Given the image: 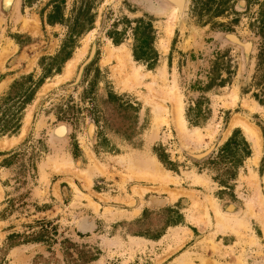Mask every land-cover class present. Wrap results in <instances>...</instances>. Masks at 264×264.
I'll return each mask as SVG.
<instances>
[{"label": "rangeland", "instance_id": "rangeland-1", "mask_svg": "<svg viewBox=\"0 0 264 264\" xmlns=\"http://www.w3.org/2000/svg\"><path fill=\"white\" fill-rule=\"evenodd\" d=\"M152 1L160 11L0 0V264H264V0H187L183 14ZM227 33L253 43L249 60ZM122 49L121 64L110 53ZM135 68L141 82L127 84ZM166 83L187 127L217 130L212 139L180 135ZM158 102L169 120L159 127ZM236 116L258 127L260 146L231 126ZM149 158L173 181L121 161ZM94 162L105 173L88 186ZM210 199L243 231H217Z\"/></svg>", "mask_w": 264, "mask_h": 264}, {"label": "bare ground", "instance_id": "bare-ground-1", "mask_svg": "<svg viewBox=\"0 0 264 264\" xmlns=\"http://www.w3.org/2000/svg\"><path fill=\"white\" fill-rule=\"evenodd\" d=\"M167 2L170 3L169 5L172 4L174 8H177L178 11H179V13H182L183 14V11H182L183 9L182 8H184V6H185V0H180L178 2H176L175 0H167ZM164 3H166V2L164 1ZM7 4L9 5L11 3H6V0H4V5H7ZM162 5H164V4H162ZM171 18H173V15H172ZM27 25H28V23H27ZM172 26H174V25H172ZM30 28H31V26H30ZM168 33L169 32H167V34ZM169 36H170V33H169L168 37ZM87 39H88L87 41H89L90 40V37H88ZM85 46H86L85 48H87L88 47V43H86ZM250 48H251V44H245L244 49H246L248 51V50H250ZM85 51H86V49H85ZM118 53H120V54L117 55L116 53L114 54L113 52H111L110 53V56L113 57L115 55V57H117V60L122 64V62L125 61L124 58L126 56H129V53L125 49L119 50ZM80 56H81V54L78 56V58H76V60H72L70 62L69 66L67 68L66 75H65V77H64L63 80L69 79V78H71L73 76L74 69H75V65L77 64L78 59L80 58ZM133 70L134 71L132 72V74L125 81L127 84L128 83H131V82H134L135 84H138V83L141 82V79L140 78H142L143 75L140 74L139 69L135 68ZM154 83L155 82H153L152 84H154ZM150 85H149V89L150 90H153L152 89L153 85H151L152 87ZM162 87L163 88L161 90L168 92L174 98V100L176 102V107H175L177 109V111L175 110L177 112L176 123H177V126L179 128L180 135L185 140H187V141H189V140H195L198 144H202L207 137H210L212 139L213 136H214V134H215V131H217V130H215V131L213 130L207 136H205L204 133L200 129H197L195 131H191L187 127L186 120H185L184 114H183V103H182V99H181V93L179 92L178 88L175 87V86H169V85H167V83L164 86H162ZM234 99H235V97H234ZM244 104L246 105V103H244ZM155 110H156V117H155V124H156V126L159 127V125L160 124H163V123H166L167 124L169 120L167 121V114H166L165 107L158 102V103L155 104ZM64 125H66V124H64ZM231 126L232 127L233 126H240L243 129V131L246 134V136L252 141V143H253V145L255 147L261 145V133H260V130L258 129V127H256L254 124H252L248 120H245L244 118H242L240 116H236L233 119V121L231 123ZM55 129H54V135L56 134L55 133ZM57 132L59 134H63L65 132L64 126L61 127L59 130H57ZM24 134H25V130H24V133L20 136V138L22 136H24ZM55 138H57V137H55ZM15 142H16L15 139H12V140L5 139L3 144H5V145H12ZM254 158L257 159V155ZM67 161H68L67 159H63L62 160V158H61V161H58L57 164H56V165H58L57 166V170L58 171L61 170L62 167L63 168H65V167L68 168V166H67L68 165V162ZM121 161H122L123 164L127 163V165H126L127 166V169L129 171V174H131V175H134V176H137V177H141V178H147V179H150V181L151 180H153V181H160V182H162V181L165 182L167 180H168V182H169V180L170 181H173V176L171 174H169L168 172H166L161 167V165L159 164V162L156 161L155 159L149 158V159L143 160L142 162L139 161V160H137L135 162L134 161H132V162H125L123 160H121ZM60 166H61V169H60ZM85 172L86 173L84 175V178L88 182V186L93 182V178H94V176L96 174H103V173H105V171L103 170V168L100 165H98L97 162H94V164H92V166H91V169H89V171H85ZM121 175H123V174L121 173ZM129 178H130V175L125 174L123 176V179L125 180L124 182H126ZM195 181L202 182V178L199 177V176H195ZM134 190H136V192H138L139 194H141L144 191V189L138 188V187L135 188ZM177 195L175 194V196H177ZM91 203H92V205H93V207L95 209L98 208V205L95 204L93 201H91ZM210 203L212 205L213 210L215 211L214 213H215L216 218H217V231L221 232V231H226L227 229H230V231L233 230L232 232H234V233H237L239 231L240 232L243 231V230H241L242 228L240 230L238 229L239 231L237 230V228H239L238 226L241 224L240 221L231 220L230 217L224 216L220 212L218 206L216 205V202L213 199H210ZM198 205L199 206H202L201 203H197V206ZM197 208H195V209H197ZM204 216H205V212L202 211L201 213H199V216H197V220L198 221H203L204 218H205ZM194 218L196 219V217H194Z\"/></svg>", "mask_w": 264, "mask_h": 264}, {"label": "water", "instance_id": "water-1", "mask_svg": "<svg viewBox=\"0 0 264 264\" xmlns=\"http://www.w3.org/2000/svg\"><path fill=\"white\" fill-rule=\"evenodd\" d=\"M140 1H143V2H145L146 4H147V6H148V9L149 10H158V11H160L161 10V7H159V5H156L155 3L153 4V1L152 0H140ZM163 1V0H162ZM167 4H170L169 2H167V0H164ZM8 5V4H7ZM171 6H173L172 4H171ZM184 8H185V6H184ZM184 8H182L183 10L182 11H184ZM181 11V12H182ZM232 40H233V42H235L236 44H238L239 46H241L243 49H244V47H245V44L244 43H242L238 38H231ZM244 52L245 53H249V50L247 51L246 49H244ZM82 71H83V68H81V72H80V76H81V74H82ZM79 76V77H80ZM53 137H56L55 135H54V130H53Z\"/></svg>", "mask_w": 264, "mask_h": 264}, {"label": "flooded vegetation", "instance_id": "flooded-vegetation-1", "mask_svg": "<svg viewBox=\"0 0 264 264\" xmlns=\"http://www.w3.org/2000/svg\"><path fill=\"white\" fill-rule=\"evenodd\" d=\"M16 0H13V2L11 3V4H13L14 2H15ZM186 3H187V0H185V6H186ZM11 4H9V5H5V8H7L8 6H10ZM154 4V3H153ZM184 10H185V8H184ZM183 13H184V11H183ZM225 38L228 40V41H230V42H233V40L231 39V38H238L242 43H244V44H251V48H250V50H249V53L247 54V53H245V59H247V60H249L250 58V52H251V50L253 49V43L251 42V41H242L241 40V38H239L237 35H235V34H233V33H227V34H225ZM233 43H235V42H233ZM236 44V43H235Z\"/></svg>", "mask_w": 264, "mask_h": 264}]
</instances>
